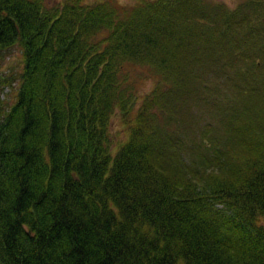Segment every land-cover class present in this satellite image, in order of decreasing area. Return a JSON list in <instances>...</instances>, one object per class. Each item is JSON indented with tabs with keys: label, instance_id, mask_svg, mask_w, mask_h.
I'll return each instance as SVG.
<instances>
[{
	"label": "trees",
	"instance_id": "1",
	"mask_svg": "<svg viewBox=\"0 0 264 264\" xmlns=\"http://www.w3.org/2000/svg\"><path fill=\"white\" fill-rule=\"evenodd\" d=\"M262 1L0 0V264H264ZM210 90L246 96L224 108L240 150L197 145L191 168L172 124ZM116 108L130 135L113 152Z\"/></svg>",
	"mask_w": 264,
	"mask_h": 264
},
{
	"label": "rangeland",
	"instance_id": "2",
	"mask_svg": "<svg viewBox=\"0 0 264 264\" xmlns=\"http://www.w3.org/2000/svg\"><path fill=\"white\" fill-rule=\"evenodd\" d=\"M122 3H133L135 0H118ZM223 1L231 7H235L242 0H218ZM261 6L264 7V0L261 2ZM262 7V8H263ZM264 19V14L262 15ZM264 21V20H263ZM260 33L264 36V22H262ZM259 58V59H257ZM254 57L255 63L259 60L262 65L263 60L261 57ZM253 57L246 58V64L250 65L255 71L256 67L252 65ZM151 67L143 65L142 67H137L135 70L136 77L139 83L140 94L148 91L154 84L155 78L150 74ZM4 73H9L12 77L21 70V61H20V51L18 48L11 49L6 62L3 64ZM152 69V68H151ZM206 71V77L202 82L210 81L221 82L224 79H227L226 74H233V70L228 68V73L218 72L213 73L212 69ZM255 73V72H253ZM14 87L7 86L3 92V96L6 99L14 97L17 91V81L14 83ZM219 95V98L217 97ZM225 95L217 93L213 90L208 92L193 93L188 97L182 99L181 102L177 104L176 119L172 126L179 122V129L177 130V136H181L185 142L188 143L187 148H190L189 155L186 156L190 166L194 167L197 165L201 156L193 157L195 150L198 154L197 145L203 150V152L208 153L210 157H213L211 160L217 161L220 159L231 158L239 149V143L234 140V128L235 122H233L236 117L235 113H225L224 108L227 106L233 105V100L238 103L241 107L247 108L249 102L247 101L246 96L242 98H237L233 93L228 94V103L232 105H225L223 103ZM231 98V100H230ZM136 108L132 111L131 117L135 113ZM232 120V121H231ZM247 120V119H246ZM130 135V124L122 115V112L116 108L112 114L111 123H110V138H111V150L115 152L119 146L129 138ZM210 145V146H208ZM238 149V150H236ZM220 151V152H217ZM209 159V158H208Z\"/></svg>",
	"mask_w": 264,
	"mask_h": 264
}]
</instances>
